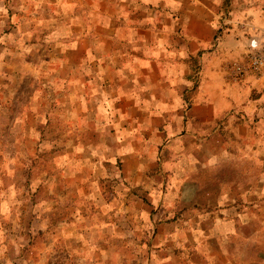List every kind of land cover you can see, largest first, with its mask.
I'll return each mask as SVG.
<instances>
[{"label": "rangeland", "instance_id": "rangeland-1", "mask_svg": "<svg viewBox=\"0 0 264 264\" xmlns=\"http://www.w3.org/2000/svg\"><path fill=\"white\" fill-rule=\"evenodd\" d=\"M82 1L89 4L88 12L78 7L80 0H0V264H65L70 250L62 247L61 225L70 218V203L85 216L81 220L89 235L94 230L87 221L98 205L90 197L70 199L96 187L102 194L116 193L112 208L123 210L115 217L119 246L108 264H159L163 259L166 264H211L209 243L215 253L224 252L225 264H264V0H207L210 9L201 4L191 9L197 0H182L181 9L160 10L163 18L181 13L212 21L211 42L188 58L192 85L185 96L198 89L207 53L209 78L247 81L250 99L259 102L256 112L262 113L251 117L246 104L236 105L188 137L178 135L176 118L191 104L162 105L161 87L155 94L150 90L157 96L150 105L137 104L133 95L141 96L142 90L131 88V60L111 58L114 43L103 40L106 53L99 58L84 55L93 45L83 33L94 1L98 11L110 15L115 0ZM74 6L78 11L69 15ZM155 7L133 8L130 15L142 19L159 10ZM79 12L87 17L79 18ZM104 22L101 32L108 38L113 26ZM110 61L116 66L112 73L105 70ZM96 62L103 66L101 73ZM253 127L256 137L249 133ZM145 141L150 144L141 175L133 167L137 158H125L121 149L131 144L145 148ZM180 148L193 149L180 154ZM179 170L184 171L183 199H160L157 193L170 190L164 179ZM142 177L138 185L128 183ZM84 178L89 182L82 186ZM236 179L245 189L243 200H213ZM126 195L136 201L122 200ZM141 208L146 220L136 211ZM216 208L229 214L212 217ZM218 219L228 221L229 232L212 231ZM196 226L204 231L195 233Z\"/></svg>", "mask_w": 264, "mask_h": 264}, {"label": "crops", "instance_id": "crops-1", "mask_svg": "<svg viewBox=\"0 0 264 264\" xmlns=\"http://www.w3.org/2000/svg\"><path fill=\"white\" fill-rule=\"evenodd\" d=\"M112 3L113 2H111V4ZM132 3L133 6L128 0H120L118 3L115 0L114 6H110L113 13H110V15H103L102 11H98V8L95 6L97 3L94 1L92 6L93 10L90 14L91 19L87 22V32L83 33L86 35L84 37L85 40L86 37L88 40H93V45H90L88 50L85 49L86 54L84 55L99 58L106 53L102 52L106 51L102 48L103 40H109L114 43V47H111V49L108 50V55L111 58H114L117 55L125 56L127 61L131 60V63L127 64L128 74L132 80L130 83L131 88L135 91L142 90L140 93L142 94L141 96H137V92L133 95L137 104L150 105V99H152L151 97H154V99L157 98L156 95L150 94V90L154 93L157 90L156 87L163 88L164 98L160 100L162 105L168 106L176 104L178 108H183L185 104H191L186 113L181 112L176 118V126L179 132L178 135L184 137L192 136V134L199 131L198 129L203 125L206 126L207 124H212L215 119V115L219 116L224 110L235 107L236 105H238L237 107H242L246 104L244 107L249 110L248 114L251 115V117H262L261 112H256L259 103L258 99H250L252 89L249 84H247V81L233 84L222 81H217L215 83V81L209 78V69L206 61L208 58L207 53H204L203 55L204 64L201 71L203 76L198 89H195L191 97L185 96V92H187L192 85L190 77L191 66L188 58L193 54H196L203 47V45L206 46L211 42V37L213 36V28L211 26L212 21L210 22V20L205 17H200L195 14H189L183 18L181 13L180 17L171 16L163 18L162 15H165V13L162 14L160 10L181 9L183 8L182 0H133ZM191 3H195V5L190 6L191 9L197 7V4L198 6L201 4L205 8L209 9L211 7V5H209L211 2L209 3L207 0H197V2L195 1ZM69 4L72 5L71 2ZM150 4H153L156 6L155 8H159V10L157 9L156 11L151 12L150 15L145 18L142 15V19H132L130 10L135 8L140 9L141 11L143 9L150 11ZM77 5L78 7H81V10L84 12L87 11L85 10L86 7L89 8V4H86V6L82 0H80ZM75 7L76 6H74V8L69 7V15H73V13L78 11ZM155 8L153 10H155ZM81 14L87 17L85 14L79 12V18H83ZM104 17H107L106 21H109L108 24L107 22H104ZM103 22L106 25L113 26V30H110L111 32L109 33L108 38L101 32L100 27ZM110 62L109 68L108 66H105V70L112 73L113 70H116V66H113V61ZM96 63L97 67L95 70L99 69V73H101L103 69L100 70V67L103 66L98 64V62ZM138 66H140V68ZM157 69H160L159 73H157ZM140 74L141 79H139ZM251 110L253 111L251 112ZM255 113L257 114L255 115ZM165 116H167V113H165ZM228 127L230 129H234V126ZM238 127L239 128L236 129L238 130L237 134H239V137L243 138L245 135H242V126ZM243 128L246 129L247 127L243 126ZM169 129L170 127L167 125L165 131ZM257 132L259 133V131ZM249 133L256 137V127H253L252 130L250 129ZM257 136L260 137V134H257ZM248 137L250 136L248 135ZM141 143L143 145L147 144V146L145 148L138 149L137 147L133 148V144L130 143L132 148L125 146L121 149V151L125 154V158H128V156H134L137 158L138 163H136L133 167L136 169L138 174L142 175L147 169L145 151L147 150L150 142L145 141ZM125 144L127 143H124V145ZM239 148H245V144L242 146L239 145ZM253 148H255V146H253ZM148 149L156 153L159 151V148ZM191 149L193 148H190L189 150L180 148L177 151L182 154L186 151H191ZM194 163L195 162H193V164ZM100 165L101 164H97V167H100ZM181 165L182 164L180 163L179 169L182 168ZM183 174L184 171L179 170L174 176L170 174L168 178H165L163 185L167 181L166 186L170 185V190L167 192L164 190L161 191L160 196L157 193L158 197L162 199L161 197L163 195L166 200H171V196H173V199H179L181 201L183 199L181 190L185 184V181L182 178ZM86 180L87 179L84 178V183L82 184L80 181L79 184L85 186L86 182L87 184L89 182ZM142 180L143 177L133 181L129 180L128 183L131 185H138ZM99 181L101 180L99 179ZM145 182L148 181L146 180ZM97 183L98 181H95L96 185ZM241 184L242 183L238 179L233 182L226 183V188L223 187L222 192L217 194L213 200L223 202L231 199H237L239 201L243 200L245 198V189L241 186ZM231 186H237V188H234L232 193L230 192ZM171 190H173L172 193H170ZM83 191L84 189L79 190V196L74 194L73 198L70 200H81L82 198L86 199V197H90L98 202L97 207L90 212L91 216H89L90 219L87 221V224L89 222L88 228L93 229L94 231L92 235H89L91 233L85 232L86 227H84V222L81 220L82 218H85V216L81 214L80 210L76 211V208L72 206V203H70V218L69 220H65L61 225V237L63 241L62 247L67 248L68 251L70 250L68 252L69 254L64 256L63 261L65 264L112 263V250L117 249L119 246L117 239L118 227L115 217L123 211L114 209L116 207L114 202L118 200V196L116 193L111 192L109 194H102L101 188L97 187L88 195H86ZM197 191H195L196 196L198 195ZM122 200H132L133 202L136 201V197L134 195H131V197L126 195ZM113 205L114 208H112ZM100 206L102 208H100ZM136 211L138 214L141 212V217L143 219H147V216L145 217L146 210L144 208H141V211L140 209H137ZM212 213V217H220L222 216V213H226L228 215L229 211L228 209L223 210L216 208V210L214 209ZM147 222L148 221H145V224ZM174 224L175 222L173 221L172 225ZM214 224L215 226L213 225L212 228L213 232L217 231L219 227L222 230L221 233L223 234L230 231L227 220L218 219ZM161 226H163V224H161ZM196 227L195 233L204 231L201 226ZM52 240L57 248V245H59L57 243L58 240H56L55 236ZM209 244L208 247L211 249V255L213 256L211 264H225L226 261L224 260V252H221L220 254L215 253L212 250L213 247ZM127 245L128 243L124 244V247H127ZM223 247L224 245L222 244V248ZM107 252L109 259L105 260ZM217 255L219 256L217 257ZM166 261V259H163V261L159 262V264H166ZM196 264H199V262Z\"/></svg>", "mask_w": 264, "mask_h": 264}, {"label": "built area", "instance_id": "built-area-1", "mask_svg": "<svg viewBox=\"0 0 264 264\" xmlns=\"http://www.w3.org/2000/svg\"><path fill=\"white\" fill-rule=\"evenodd\" d=\"M238 70L241 71V72L244 71L243 66L242 65H239L238 66Z\"/></svg>", "mask_w": 264, "mask_h": 264}]
</instances>
